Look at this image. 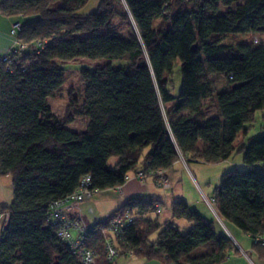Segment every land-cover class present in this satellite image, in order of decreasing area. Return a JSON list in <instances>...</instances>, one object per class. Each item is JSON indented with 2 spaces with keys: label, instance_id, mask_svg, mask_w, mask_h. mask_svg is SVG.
I'll return each instance as SVG.
<instances>
[{
  "label": "trees",
  "instance_id": "obj_1",
  "mask_svg": "<svg viewBox=\"0 0 264 264\" xmlns=\"http://www.w3.org/2000/svg\"><path fill=\"white\" fill-rule=\"evenodd\" d=\"M239 1L235 9L220 12L222 5ZM87 3H2L11 14L37 18L19 21L18 38L29 46L9 65L0 63V175H10L14 186L12 203L2 206L11 211V220L1 232L0 264H82L58 235L51 213L52 204L73 194L85 175H92V188L103 191L139 170L156 178L157 170L168 171L182 158L217 163L238 147L257 111L264 120V43L213 40L215 34L251 33L259 43L264 0H102L98 11L84 14ZM115 18L127 22V33L116 28ZM80 57L111 62L81 69L86 85L81 110L59 117L48 99L66 82V62ZM178 65L183 83L176 96ZM213 74L223 75L227 86L216 90ZM209 99L217 106L212 117L206 114ZM75 102L71 98L67 109ZM78 117L87 119L83 131L67 126ZM244 148L246 168L224 173L212 198L224 220L253 238L264 233V135ZM112 157L119 159L115 167L109 164ZM157 204L163 203L132 198L93 225H105L130 208L135 218L118 238L121 256L133 251L163 264L225 260L219 245L229 239L218 234L214 220L184 199L175 201L174 217L193 224L183 231L150 216ZM105 239L99 232L90 239L98 254L94 264L117 261H107ZM210 244L215 248L192 254Z\"/></svg>",
  "mask_w": 264,
  "mask_h": 264
},
{
  "label": "rangeland",
  "instance_id": "obj_2",
  "mask_svg": "<svg viewBox=\"0 0 264 264\" xmlns=\"http://www.w3.org/2000/svg\"><path fill=\"white\" fill-rule=\"evenodd\" d=\"M102 0H88L87 5L83 8L82 12L84 14H91L100 9ZM243 1L236 2L230 6H221L220 12L226 13L229 10L235 9L237 4ZM37 17L23 18V21L35 20ZM159 22V21H158ZM116 28L124 33L128 31V24L120 18H115L114 20ZM259 37V43L254 42V36L252 34H241V33H231V34H215L213 40L220 42L221 44L226 45H237L241 43H247L251 45H259L264 43V31L257 34ZM111 60L109 59H96L92 60L86 57L76 58L70 61H67L65 67L67 69L66 73V82L64 85L55 92L53 96H50L48 101L49 105L52 108L53 112L59 117H66L68 114L77 115L78 111L81 110V104L83 102V96L85 94V83L81 77V69L83 67L87 68H96L97 66H105L109 64ZM115 65H124L126 64L123 61H115ZM218 74V73H215ZM213 74L212 82L216 90H221L227 86V79L223 75ZM183 76L181 72L180 65L176 66L173 70V84H172V93L176 96H179L182 90ZM71 98H76V105L71 109H67L68 104L71 102ZM207 116L212 117L217 114V106L213 104L212 100L207 101ZM188 112H182V114H187ZM87 124L86 118H75L67 126L71 129H78V131H83L85 125ZM248 130L243 136L239 137L238 147L233 151L230 157L226 160L210 163L204 162L199 159L190 160L186 162L183 158V162L179 164L174 169H169L168 174L172 181L173 187L168 190H163L162 188H157V191L161 194L166 192L168 195L174 192L176 195L185 196L192 200L195 204L198 200L200 206L210 213L212 220L215 221L218 228H225V224L220 220L219 216L216 215L215 210L211 208L208 204L206 196L212 197L211 192L220 184L221 178L224 173L231 171L234 168L245 169L246 165L244 163L245 148L244 146L249 147L252 140L257 139L264 135V120H263V111L259 110L256 113L254 121L247 124ZM244 139L243 143L241 141ZM117 157H112L109 161L110 166L115 167L118 162ZM199 182L205 190L202 193L201 189L198 188L196 182ZM192 184L197 189L192 188ZM197 191V192H196ZM100 193V191H98ZM98 192L96 195H98ZM0 195L3 196L4 200L13 199V184L11 176H2L0 175ZM199 195V197H198ZM208 197V198H209ZM89 200V199H88ZM86 200V201H88ZM85 202V201H84ZM196 206L198 204L196 203ZM94 209V208H93ZM171 205L166 203L163 205V211L161 213L153 212L150 216L152 218H157L161 223H165L171 218ZM94 216H98L95 212ZM228 225V223L226 222ZM226 230V229H225ZM157 239V233L151 237V240Z\"/></svg>",
  "mask_w": 264,
  "mask_h": 264
},
{
  "label": "crops",
  "instance_id": "obj_3",
  "mask_svg": "<svg viewBox=\"0 0 264 264\" xmlns=\"http://www.w3.org/2000/svg\"><path fill=\"white\" fill-rule=\"evenodd\" d=\"M3 1L4 0H0V55L8 53L10 49H12V47L14 46L15 38L11 33L13 24L15 22L23 21L22 19L24 18L22 15L11 14L9 9H4L2 7ZM182 162V160L176 162L172 169H175L176 166L182 164ZM166 173L168 174V171H166ZM129 174L131 177L128 181L124 183L122 192L118 191L116 188L103 190L100 191V193L98 192V195L95 194L92 199H89L88 201L82 203L81 211L84 216V220L89 225L97 224L107 219L115 211L122 208L128 202V200L132 198H141L144 200H161L163 203L161 204L162 211L163 205H165L166 203H170L172 210V204L175 201L184 199L189 204L191 209L200 212L206 219L212 220L210 213L200 206L198 200L196 201L198 206H196V203L194 204L192 200L184 198L185 196L183 195H176L174 194V192L171 194V196L168 195L166 192L160 194L157 191L158 186L155 184L154 177L149 176L146 178L145 182H142L136 177L135 172H131ZM196 185L199 189H201L202 193L205 192V190H203V187L198 181L196 182ZM192 186V188L197 190L193 184ZM213 193L214 191L211 192L212 197ZM208 197L209 196H206V198ZM12 201L4 200L3 196L0 195L1 207L9 206ZM95 212L98 214V216H94ZM215 213L217 216H219V218L221 217L219 215L218 210L215 209ZM220 220L225 224L226 227L223 229L218 228V226H216L217 232L218 234L224 235L226 238H228L229 243H221L219 245V248L223 249L227 253L225 260L219 264H264V248L256 247L252 236L248 233H245L240 227H238L233 222L224 220L222 217L220 218ZM168 221L175 223L183 231L189 230L193 227V224L188 222L185 218H175L173 215V210L171 213V218ZM226 222L228 223V225L226 224ZM215 246V244L202 246L198 250L194 251L192 254L209 251L210 249L215 248ZM115 264H163V262L159 258L148 260L144 258H139L135 255L129 256L125 254L120 256Z\"/></svg>",
  "mask_w": 264,
  "mask_h": 264
},
{
  "label": "built area",
  "instance_id": "obj_4",
  "mask_svg": "<svg viewBox=\"0 0 264 264\" xmlns=\"http://www.w3.org/2000/svg\"><path fill=\"white\" fill-rule=\"evenodd\" d=\"M22 31V23L15 22L11 33L15 38V44L6 54L0 55V63L10 64L15 55H19L29 45L19 40V33ZM258 38L254 37V42ZM136 177L145 182L146 172L139 170L135 173ZM130 174L126 176V181L130 179ZM92 175L87 174L81 179L79 188L71 195L64 199L55 201L52 204V220L58 225V235L70 246L73 255L82 264H94L97 259V251L90 245V239L98 232L105 236V251L108 262H115L121 252L118 248V238L124 234L125 229L134 221V214L130 208L124 209L121 213L114 216L105 225H89L85 220L81 211V205L84 201L92 199L98 192L97 189L91 187ZM155 184L168 190L172 188V181L165 170H157ZM123 185H119L116 189L120 192L123 190ZM209 205L215 210V200L206 198ZM158 213L162 211L161 204L156 205ZM11 211L0 206V236L1 232L6 230L10 224ZM254 244L264 246V233L256 234L253 237ZM129 256H134L133 251L127 253Z\"/></svg>",
  "mask_w": 264,
  "mask_h": 264
},
{
  "label": "water",
  "instance_id": "obj_5",
  "mask_svg": "<svg viewBox=\"0 0 264 264\" xmlns=\"http://www.w3.org/2000/svg\"><path fill=\"white\" fill-rule=\"evenodd\" d=\"M244 84H245L244 82L238 83V84L234 85V88H239V87L243 86Z\"/></svg>",
  "mask_w": 264,
  "mask_h": 264
}]
</instances>
